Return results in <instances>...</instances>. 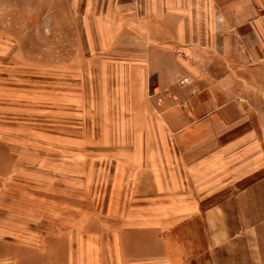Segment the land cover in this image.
<instances>
[{
    "label": "crops",
    "instance_id": "obj_1",
    "mask_svg": "<svg viewBox=\"0 0 264 264\" xmlns=\"http://www.w3.org/2000/svg\"><path fill=\"white\" fill-rule=\"evenodd\" d=\"M66 1L133 123L66 264H264V0Z\"/></svg>",
    "mask_w": 264,
    "mask_h": 264
},
{
    "label": "rangeland",
    "instance_id": "obj_2",
    "mask_svg": "<svg viewBox=\"0 0 264 264\" xmlns=\"http://www.w3.org/2000/svg\"><path fill=\"white\" fill-rule=\"evenodd\" d=\"M72 21L66 0H0V264H66L57 230L104 221L128 144L131 106Z\"/></svg>",
    "mask_w": 264,
    "mask_h": 264
},
{
    "label": "built area",
    "instance_id": "obj_3",
    "mask_svg": "<svg viewBox=\"0 0 264 264\" xmlns=\"http://www.w3.org/2000/svg\"><path fill=\"white\" fill-rule=\"evenodd\" d=\"M180 55L181 56H184V52H180ZM189 81V78L188 77H185V78H183L180 82H181V84H185V83H187Z\"/></svg>",
    "mask_w": 264,
    "mask_h": 264
}]
</instances>
